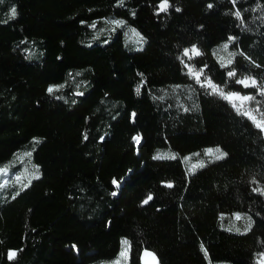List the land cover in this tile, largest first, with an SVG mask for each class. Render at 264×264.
Masks as SVG:
<instances>
[{"label": "trees", "instance_id": "trees-1", "mask_svg": "<svg viewBox=\"0 0 264 264\" xmlns=\"http://www.w3.org/2000/svg\"><path fill=\"white\" fill-rule=\"evenodd\" d=\"M160 3L0 0V167L36 170L0 190V264H258L264 131L201 84L264 123V0Z\"/></svg>", "mask_w": 264, "mask_h": 264}, {"label": "snow or ice", "instance_id": "snow-or-ice-1", "mask_svg": "<svg viewBox=\"0 0 264 264\" xmlns=\"http://www.w3.org/2000/svg\"><path fill=\"white\" fill-rule=\"evenodd\" d=\"M233 3H235V0H233ZM169 7H170V4H169V0H161V3L157 6V13H162V12H167L169 10ZM209 8H212L213 5L212 4H209L208 5ZM176 11H180V9H176ZM10 14H11V17H15L16 16V9L15 7H13L11 10H10ZM234 15L237 17V18H240V11H236L234 13ZM114 23H122V22H118V21H114ZM95 25H93L94 27ZM235 38L234 37H229V41H232L234 40ZM225 48H227V44L224 45ZM191 53V54H190ZM201 55L200 51L195 47L193 46L191 50L189 49H185L184 50V56L188 57L190 60L194 57V56H199ZM183 63V61H182ZM229 64L232 63V61H228ZM186 68H188L189 70V74L193 76V78L196 79V81L199 83L200 82V77L203 75V69H200L199 72H196V71H193L192 68H190L187 64L185 65ZM222 67H226V65H222ZM236 73L233 72V71H230L228 72V76L229 77H233L235 76ZM236 83L238 84H241L243 85L245 88H248V87H255L256 86V81L254 79L252 80H249L248 78H245V79H240V80H237ZM202 87H211L212 88V92L213 93H219L224 99L226 100H229L231 102H233L232 106L234 108L237 109V111L239 112L240 111V108L237 106V104L234 102L235 100H240L241 102H246V101H249V100H253L255 99L254 97H250V96H241L239 93H229V94H224V92L220 89H218L216 86H214L211 81H206V83H202L201 84ZM55 90V87L53 86H50L48 88V92L49 93H52L53 91ZM137 91L139 92V89H137ZM260 94L261 95H264V88H262L260 90ZM242 115H245V116H249L250 119H253L255 121V118L252 117L250 115V113L248 112H242L241 113ZM135 116V114H133V117ZM255 126L257 128H260L262 131H264V123H261V122H256L255 123ZM133 140L134 142L138 145L140 143V137L139 136H136V137H133ZM216 152H219L220 154L219 155H216L215 156V159L219 160V159H222L226 154L223 153V152H220V149H216ZM207 154L209 155H212L213 154V150L212 149H208L207 150ZM155 159H164L165 157H162V156H157V157H154ZM174 158V157H173ZM113 183L114 184H117L118 182L116 180H113ZM167 187L171 188L172 187V184L171 183H168L166 185ZM25 187H27V185H25ZM253 191H258V192H261V194H264V189H258V188H254ZM113 195H115V193H113ZM152 199V196L149 195L147 197V199H145L143 201L144 204H147L150 200ZM240 217L237 216V219H239ZM16 255L15 252H10L9 253V259H12L14 258V256ZM146 256H151L152 254L151 253H145ZM154 259V257H153ZM258 264H264V253H261L258 257Z\"/></svg>", "mask_w": 264, "mask_h": 264}, {"label": "rangeland", "instance_id": "rangeland-1", "mask_svg": "<svg viewBox=\"0 0 264 264\" xmlns=\"http://www.w3.org/2000/svg\"><path fill=\"white\" fill-rule=\"evenodd\" d=\"M114 21L120 22V20H111L108 21L110 26L115 27L114 25H117L119 23H114ZM129 36L131 37H137L135 32L132 30L129 31ZM219 57L220 59L224 60L227 57V51L225 47L221 48L219 50ZM224 94H229V93H224ZM189 94L184 91H178V93L175 96L176 100L183 101L184 98L188 97ZM237 106L240 108L241 111L243 112H248L252 117H256L255 112L251 110L246 102H241L240 100H235L234 101ZM233 103V102H232ZM255 121L258 122L255 118ZM213 150V154L209 155L207 154V150L205 152L206 156H216L219 155V152H216L215 148H209ZM18 164L21 166L17 167ZM14 168V169H12ZM36 174L35 167L29 163L28 157L26 153H19L16 155V157L9 163L6 164L3 167H0V190L9 188L10 186H19L22 183L26 182L30 177L34 176ZM239 227L243 226L246 223L245 218H240L238 221ZM151 253L150 251L144 250L141 256V264H158L157 259L153 253H151V256H146L145 253ZM123 253V251L120 252V254ZM154 257V259H153ZM125 262V254L120 255V257L112 262V263H106V264H123Z\"/></svg>", "mask_w": 264, "mask_h": 264}]
</instances>
